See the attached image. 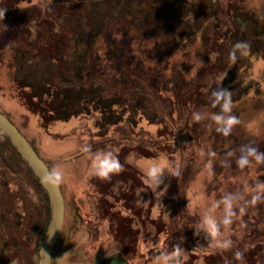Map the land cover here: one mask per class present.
<instances>
[{
  "label": "rangeland",
  "instance_id": "1",
  "mask_svg": "<svg viewBox=\"0 0 264 264\" xmlns=\"http://www.w3.org/2000/svg\"><path fill=\"white\" fill-rule=\"evenodd\" d=\"M68 1L64 7L33 0L18 15L9 12L31 24L0 31V114L47 169L59 165L65 173L59 186L64 219L51 264H151L140 254L141 244L159 240L167 250L181 237L187 252L182 264H264V202L245 205L228 234L230 251L209 247L192 229L203 206L257 176L264 182V165L242 171L234 158L231 167L221 165L228 151L238 155L250 141L264 152V122L255 132L247 128L264 112V0ZM75 40L87 46L80 57L71 55ZM238 41L247 42L250 52L233 64L228 53ZM16 42L39 59L28 51L26 67L12 79L1 63L7 47L16 51ZM225 71L222 87L233 92V114L242 121L229 137L209 129L210 121L192 119L194 111H218L208 98ZM49 83L67 111L53 115L31 100L46 94ZM85 145L113 151L124 171L108 181L90 175ZM11 146L0 131V248L9 262L38 264L51 206ZM158 157L180 172L165 177L164 208L156 206L138 163ZM237 249L243 262L234 258Z\"/></svg>",
  "mask_w": 264,
  "mask_h": 264
},
{
  "label": "clouds",
  "instance_id": "2",
  "mask_svg": "<svg viewBox=\"0 0 264 264\" xmlns=\"http://www.w3.org/2000/svg\"><path fill=\"white\" fill-rule=\"evenodd\" d=\"M6 9H0V21L5 18ZM250 52V45L245 41L236 42L228 53V59L231 63H235L239 56H247ZM198 65L204 66L201 60H197ZM190 73H185L190 76ZM227 77V71L220 73L216 77L215 88H211L209 95V104L212 109H218L213 113L194 111L192 119L194 122L210 121L209 129L214 126V130L224 137L233 134L234 129L242 124L241 119L233 114V92L228 88L222 87V82ZM264 122V112H261L256 118L247 125L249 131L255 132L260 123ZM84 153L88 154L90 161L89 173L92 176L108 181L113 175L120 174L124 171V165L121 163L118 155L111 150L92 151L91 145H85L82 148ZM211 156L215 157L216 153L212 152ZM226 159L221 161L223 167H231L232 158L240 170H255L257 166L264 165V152L260 151L254 141L242 144L239 147V154L236 151H228ZM129 163L132 161L129 160ZM143 176V183L146 188L156 197L155 203L157 207L164 208L161 198L168 190V184L165 183V177L176 178L180 175L179 170H173L166 158L158 157L154 159L140 158L138 161ZM209 169L212 168L211 161L208 164ZM211 174V173H210ZM257 176L254 180L247 182L241 189L235 191H226L219 199L210 205H205L199 213V220L193 226L194 236H203L208 242V246L227 252L233 249L234 242L230 238L231 227L240 214L246 209L245 205H255L264 202V182H261ZM65 173L59 165H54L48 169L41 178V183L51 189H58L64 183ZM163 185V188L161 186ZM158 189H160L158 191ZM34 202L39 203L36 197ZM184 238L181 237L182 243L176 242L171 249L165 250L160 247V242L154 243L152 240L141 244L139 248L140 254L144 255L151 264H182V256L187 252L183 245ZM234 258L243 262L244 252L236 250ZM125 264H131L125 260Z\"/></svg>",
  "mask_w": 264,
  "mask_h": 264
},
{
  "label": "trees",
  "instance_id": "3",
  "mask_svg": "<svg viewBox=\"0 0 264 264\" xmlns=\"http://www.w3.org/2000/svg\"><path fill=\"white\" fill-rule=\"evenodd\" d=\"M32 1L33 0H0V9H6L4 20L0 21V31L3 30L5 27H8L12 23L20 24L21 26H28L29 23L31 24L30 21L26 22L21 18L14 17V16L11 17L9 15V12H14L15 15H18L20 13V11H19L20 7L22 5H29ZM78 1L80 2V4H83L85 2H92V3L111 2V1L112 2L113 1L123 2L125 0H78ZM130 1H133V0H129V2ZM49 2H55V4H60L64 7H66L68 5L69 1L68 0H49ZM120 6H121V4H120ZM37 20H39L38 17L35 18L33 21H37ZM12 45H16V47H15V49L17 48L16 51L10 47H7V53L3 55L1 64L4 66L6 65V69L8 70V74L13 79V76H15V74H14L15 72L22 71L23 68L26 67L25 63L23 62V57H24V55H26V53L28 51H32L31 52V58L33 60H38L39 56L37 53H35L34 49L29 48L28 46L25 47L24 43L16 42V43H13ZM72 49H73V51H72L71 55L74 57H80L81 55L84 54L85 50L87 49V46L85 45L84 42L75 40L73 43ZM47 51H48V49H46V54H45V52H43L44 53L43 55H47L48 54ZM12 81H13V83H12L13 86L17 90H23V88L21 86L14 83V80H12ZM46 88H47L46 94L42 93L39 97H37L35 95L33 98H31V100L34 101V99L37 98L38 101L40 102V104H43V106L47 110L46 112L53 114V115H54L55 111L60 110V109L63 112L67 111V109H68L67 105L68 104L66 102H64V100L62 99L63 96L58 92V89L55 87V85L52 83H49L46 85ZM30 92L32 93L33 91L30 89ZM31 93H30V95H31ZM33 95H34V93H33ZM72 105H74V104H72ZM35 153H36V151H35Z\"/></svg>",
  "mask_w": 264,
  "mask_h": 264
},
{
  "label": "water",
  "instance_id": "4",
  "mask_svg": "<svg viewBox=\"0 0 264 264\" xmlns=\"http://www.w3.org/2000/svg\"><path fill=\"white\" fill-rule=\"evenodd\" d=\"M0 131L8 138L47 193L51 206V218L40 244L38 264H51L52 247L55 244L64 219V199L60 188L54 190L41 183L42 176L48 170L46 165L13 124L1 114Z\"/></svg>",
  "mask_w": 264,
  "mask_h": 264
},
{
  "label": "crops",
  "instance_id": "5",
  "mask_svg": "<svg viewBox=\"0 0 264 264\" xmlns=\"http://www.w3.org/2000/svg\"><path fill=\"white\" fill-rule=\"evenodd\" d=\"M2 249L0 248V264H16L15 262H9L3 258Z\"/></svg>",
  "mask_w": 264,
  "mask_h": 264
}]
</instances>
